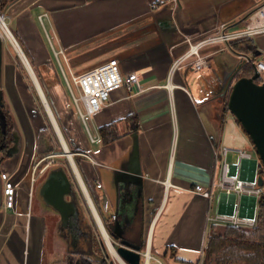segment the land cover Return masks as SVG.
Returning <instances> with one entry per match:
<instances>
[{"label":"crops","instance_id":"1","mask_svg":"<svg viewBox=\"0 0 264 264\" xmlns=\"http://www.w3.org/2000/svg\"><path fill=\"white\" fill-rule=\"evenodd\" d=\"M263 1L179 0L176 5L172 0H16L5 10L15 23L14 34L8 29L25 48L40 85L59 110L68 105L60 69L78 75L115 57L122 73L138 74L144 93L132 96L123 87L112 94L108 107L88 119L91 134L99 137L97 142L91 141L75 112L64 123V131L68 144L77 151V168L100 215L111 222L127 218L125 239L142 244V253L148 252L152 260L203 263L212 229L207 216L212 213L213 197L209 200L192 190L219 181L218 148L224 146L236 154L230 163L235 173L249 179L256 176V163L241 161L237 154L252 147L236 150L227 139L232 133L236 138L241 127L217 96L218 81L240 63V56L223 46L208 58L202 72L183 67L170 80L169 73L187 48L186 37L199 36L221 23L236 22L229 29L238 30L244 22L238 21ZM252 40L261 52L256 62L264 60V35ZM13 48L3 41L1 88L7 107L17 118L23 146L18 158L1 165L13 177L20 195L16 194L14 210L0 209V264H53L64 250L56 237L50 246L52 221L59 214L39 195L51 171L44 165L49 157L36 160L37 135L43 127L38 117L25 113L23 103H35L27 77L33 80L26 67L27 73L18 67L19 55ZM58 50L65 53L60 55L63 64L55 55ZM260 82H264V72ZM135 134L142 188L116 182L119 172L130 166ZM225 199L220 196L219 212H232L249 202L243 198L225 204Z\"/></svg>","mask_w":264,"mask_h":264},{"label":"built area","instance_id":"2","mask_svg":"<svg viewBox=\"0 0 264 264\" xmlns=\"http://www.w3.org/2000/svg\"><path fill=\"white\" fill-rule=\"evenodd\" d=\"M172 1L175 3L177 0ZM45 16L47 15L40 17V20ZM3 19L5 21L4 17ZM258 35H264V5L243 22L242 28L230 30L227 24L223 23L216 28L213 35L195 45H191L190 50L173 63L169 73V80L177 70L183 67L191 68L195 72H202L207 68L209 56L201 55L200 51L203 48L211 45H223L224 47L231 48L230 46L234 42L253 39ZM55 55L58 57L64 54L61 50L55 51ZM255 63L256 69L262 74L264 72V60ZM62 72L66 85L73 95L77 113L83 121L93 143L97 142L99 137H93L87 121L109 106L114 92L123 87H126L132 96L145 92L138 74L131 72L123 75L119 61L116 59L78 75H67L63 70ZM73 88L78 92V96L74 94ZM230 151L229 148L223 146L218 148L216 152V160L221 165L219 181L213 183L209 188L197 185L192 191L199 196L211 200L215 189L218 188L226 196L225 204H229L233 195L236 197L235 203L243 198L248 199L249 202L245 206L234 207L232 212L209 213L207 222L211 228L253 229L258 224L259 204L264 199V169L259 157L255 158L251 151L242 149L237 151L239 159L241 161H254L257 166L256 176L254 179H249L239 173H235L228 161ZM0 176L3 181L2 207L7 210H14L17 194L16 183L7 170L2 169ZM258 176L262 177L261 185L257 181ZM97 188H102V185L97 183ZM250 201L254 202V204ZM143 255L146 264V253H143ZM151 260L148 262L149 264H151ZM154 261L156 264H163L160 260L154 259Z\"/></svg>","mask_w":264,"mask_h":264},{"label":"water","instance_id":"3","mask_svg":"<svg viewBox=\"0 0 264 264\" xmlns=\"http://www.w3.org/2000/svg\"><path fill=\"white\" fill-rule=\"evenodd\" d=\"M11 1L14 2L16 0H11ZM175 3L176 5H178L179 0H177ZM263 5H264V1L260 3L257 7L249 11L238 22L242 23L243 21L248 19L255 11H257ZM221 24H218L211 31L202 33L199 36L186 37L184 39V44L187 46V48L182 55H184L186 52L190 50L191 45H195L200 41H202L203 39L213 35L216 28ZM234 24H236V22L227 24V27L229 28ZM10 42L12 43L11 40ZM15 42L17 43L19 49H17L14 45L13 46L15 47L16 52L18 53L22 63L24 64L30 76L32 77L36 90L40 95V98L48 114V117L50 118V121L54 127V130L56 131V134L61 140V143L63 139L67 146V143L64 137L62 136V133L60 132L61 134L60 136V134L57 131V128L54 123V120L56 121L55 117L53 116L54 117L53 120L52 116L50 115L49 112L50 106L47 102L46 96L42 90L40 82L33 68L31 67L27 57L22 51L20 45L16 41V39ZM221 47H223V45H211L206 48H203L200 52L201 55L210 57L213 53H216L218 50H221ZM212 49H214V51H211ZM236 54L240 56L241 61L237 66L233 67V69H231V71L227 75H225L220 81H218L220 84V89L219 92L217 93L218 94L217 96L223 102L227 110L233 115V117L241 125L245 133L251 139L253 143V148L257 152L264 169V82H259V80L261 79V73H259L258 70L256 69V63H255V60L261 56V52L257 50L251 55H244L238 53ZM115 59L118 60L117 58L112 57L103 64H106ZM249 63H251L254 67V75L252 77L239 78L238 74ZM208 64H209V60H208ZM122 74L126 75L124 73ZM2 79H3V38L0 33V127L2 128V131L5 134L7 129V117L3 110L5 106V101H4V93L1 88ZM28 110L32 117L34 118L39 117L40 111L38 109L29 108ZM11 135H12V144L9 146V148L6 150L5 153H0V171H1V165L7 159H16L21 154L23 141H22V135L17 125L14 126ZM134 138L135 141H134L133 152L130 158V166L127 169H123L119 172L116 178V182L117 183L123 182L126 187H128L129 185H134L137 188H142L143 172L141 170L140 161H139V141L137 134L134 135ZM62 146L64 148L65 156L67 157L72 167V170H73L72 161L77 168L74 159H72V161L69 159V155L73 158V153H71L68 146H67L68 151L65 149L64 145ZM257 181L261 185L262 177L258 176ZM39 195L47 206L51 207L56 213H58L61 216V220L64 223L68 221L71 217L75 216V214L77 213L76 203L75 201H73L75 198H77L76 191L73 187V183L68 173L62 168L52 169L48 173L45 181L42 183V185L39 188ZM67 197H71L73 199L71 201H68ZM225 197H226L225 194L221 193V199H225ZM235 199L236 197L234 195L231 196V200H235ZM2 204H3V181L0 176V209L2 208ZM115 223L117 226L120 227V223L118 222L117 219L115 220ZM107 233L110 236V238L112 237L111 238L112 247L115 248L118 256L125 264H141L144 256L142 253L143 250L142 244L138 245L130 240L125 239V237H123L122 235L114 234V232L112 233L107 232ZM102 238L104 241L102 242V244L107 247L109 255L114 257V255L110 251L109 245L107 244V242L103 237V234H102ZM115 246H117V248ZM117 261L120 264H122L119 260Z\"/></svg>","mask_w":264,"mask_h":264},{"label":"trees","instance_id":"4","mask_svg":"<svg viewBox=\"0 0 264 264\" xmlns=\"http://www.w3.org/2000/svg\"><path fill=\"white\" fill-rule=\"evenodd\" d=\"M11 4V0H0V14H3ZM19 44L22 47L25 55L28 57L25 48L20 42ZM230 47L234 52L244 55H251L257 51V46L252 39H245L234 42ZM16 61L18 67L25 73L26 69L20 58L16 57ZM29 61L33 66V62L30 59ZM253 75L254 67L251 63H249L242 69V74L239 75V78L252 77ZM42 87L56 118L59 117L58 111L49 92L44 89V86ZM3 110L7 117V129L6 133L4 134L2 128L0 127V153H5L9 146L12 144L11 132L14 128L11 118L5 110V106ZM48 129L49 127L41 129L37 135L36 156L38 157L40 155V159L54 154L51 150V147L49 148L47 143L48 141L46 139ZM64 135L66 141L68 142V135L65 131ZM102 135L106 138L104 130H102ZM105 142H109V139H106ZM69 147L71 152L77 153V151L74 150L73 146L70 143ZM76 161L77 166L80 169L79 159L77 158ZM218 229L220 228L213 227L211 229L208 244L205 250L203 264H264V199L259 204L258 224L255 228L242 229L227 227L223 228V232L221 233L218 232Z\"/></svg>","mask_w":264,"mask_h":264},{"label":"rangeland","instance_id":"5","mask_svg":"<svg viewBox=\"0 0 264 264\" xmlns=\"http://www.w3.org/2000/svg\"><path fill=\"white\" fill-rule=\"evenodd\" d=\"M7 11H9V10H7ZM7 11H5L3 14H1V16L5 18L6 25L11 30V32L14 34V32H15L14 31L15 30V23H13L11 21V17L8 16V12ZM47 24H48V22L46 21V25ZM47 31L50 33V35H52L51 29L48 26H47ZM0 33L2 35L3 41L7 44V46H11L12 49L14 50L13 45L11 44V42L9 41V39L7 38V36L3 33L1 27H0ZM51 40L56 45V47H58L57 46V42H56V40L54 39L53 36L51 37ZM58 51H60V50H58ZM60 59H61V62L63 64V58L61 56H60ZM257 60H258V58L255 60V62ZM59 71H60V79L62 80V82L65 85L64 86L65 87V92H66L65 93V96H66V102H68V105L66 107L60 108V110H59V108H56L57 111H58V114H59V117H57L58 119L56 118L53 110L52 109L51 110H52V113H53V115H54V117H55V119L57 121V124H58L60 130H61L62 136L65 139V135H64V123L67 122V119L68 118H71V117L75 116L74 112L77 113L78 111H77V107H76L75 102H74V99H73V95H72L71 91L69 90V88L67 87V85L65 84L66 82H65V78L63 76V72H62L61 69ZM25 73H27V72H25ZM74 73H75V71H74ZM195 73H199V72H195ZM241 74H242V72H241ZM27 76H28V74H27ZM27 78L29 80L30 92L32 93V95L34 97V100H35V103H34L35 105L33 104V106H31V105H25L23 103L24 109L26 111L25 113H26V115L29 118H33L31 116V114H30V112H29L28 109L29 108H35V109H38L40 111V115L38 117V120L40 121V123H41V125H42L43 128H48L49 127L48 134H47V138H46L47 141H48L47 142L48 143V146H49V148L51 147V150L53 152H55V153H61V154H57V155H49V156H47V157H49V159H47V162H45L44 165L45 166H49V168H48L49 171L52 170V169L62 168V169H64L68 173V175H69V177H70V179H71V181L73 183V187H74V189L76 191L77 201H78V203H79V205H80L83 213H86L87 214V217L90 216V218L92 219V222H93V224L95 226V227H93V230H94L97 238L99 239V241L104 242L103 241V238H102V234L100 232V229L96 225L95 219L93 218L92 213L89 211L90 209L87 206V203L85 201V197L83 196V193H82V190H81V188L79 186L78 180H77V178H76V176H75V174H74V172L72 170V167H71V165H70L67 157L65 156L64 148H63V146L61 144V141H60L58 135L56 134V131L54 130V127H53V125H52V123L50 121V118L48 117V115H47V113L45 111V107H44L42 101L40 100L39 94L36 91V88H35L33 82L31 81V79L29 78V76ZM42 90H43V88H42ZM73 92H74V94L76 96H78V92L76 91L75 88H73ZM63 99L65 100V98H63ZM47 102H48V100H47ZM48 104H49V102H48ZM49 106H50V104H49ZM10 109L7 107L6 102H5V110L9 114L13 126H15L17 124V118L13 114V111H11ZM78 116H79V114H78ZM87 124L91 128V123H90L89 120L87 121ZM238 125L241 127V125L239 123H238ZM225 132H226V130H225ZM237 132H238V134H235L236 135L235 136L236 138H234V134L233 133H232V136L230 135L231 136L230 138H228V136H227V139H230L231 140L230 142L235 146V149L238 150L240 148H251L252 147L251 148V152L253 153L254 157L255 158L259 157L258 154H257V152L255 151V149L253 148V143H252L251 139L245 133V131L243 130V128L241 127L240 130H238ZM225 135H227V134H225ZM65 141H66V139H65ZM66 143H67L68 148L70 149L69 144H68L67 141H66ZM71 153H73V152H71ZM234 155H236L234 152H230V155L228 157V161L230 163H234L233 162ZM36 158H37L36 160H38V159L41 158V156L40 155L38 157L36 156ZM73 159H74L75 163L77 164V161H76L77 156H74V153H73ZM236 163L239 164V161H237ZM19 193L20 192L17 189V195H20ZM220 196H221V190L218 189V188L215 189L214 194H213V199H212L213 200V202H212V214H217L219 212ZM91 198L93 200V204L95 206V209H96V211H97L100 219L102 220V222H103V224L105 226V221H104V219H102V217H101V215H100V213L98 211V207L95 204L94 199H93L92 196H91ZM84 207L87 208V212L89 214L84 210ZM58 220H59V217L58 216H54V219L52 221V225L53 226L51 227V236L49 238V243H50V246H52L53 243H54L53 242L54 241L53 238L56 237V239H58V244L60 245V248L64 250L65 247H66L65 243L61 239L58 238L57 234L54 235V231L56 232V229L55 228H56V225H57ZM218 232H220V233L223 232V228L220 227V229H218ZM48 250L49 249L47 248V251ZM63 255H64V253L62 251H60L58 253V260H61V258L63 257ZM112 260L116 264H119L114 257H112ZM153 260H152V263L151 264H156V262L153 261ZM144 261H145V259H144ZM203 263H204V260H203ZM46 264H47V262H46ZM141 264H145V263L144 262H141Z\"/></svg>","mask_w":264,"mask_h":264},{"label":"flooded vegetation","instance_id":"6","mask_svg":"<svg viewBox=\"0 0 264 264\" xmlns=\"http://www.w3.org/2000/svg\"><path fill=\"white\" fill-rule=\"evenodd\" d=\"M72 199L71 197H67L68 201ZM73 201H75L77 207L75 216L64 223L61 220V216L58 215L59 220L55 228L56 234L65 243L66 247L61 260L53 264H116L112 260V256L109 255L107 247L97 238L93 230L95 226L90 216L88 215L89 217H87V214L83 213L77 198ZM84 210L87 212V208L84 207ZM102 219L105 221L107 232H114L116 235L125 237L130 223L127 218L124 220L122 217L118 220V222H121H119L120 227L115 222L106 220L104 216H102ZM115 247L117 248V246Z\"/></svg>","mask_w":264,"mask_h":264},{"label":"bare ground","instance_id":"7","mask_svg":"<svg viewBox=\"0 0 264 264\" xmlns=\"http://www.w3.org/2000/svg\"><path fill=\"white\" fill-rule=\"evenodd\" d=\"M0 27H1L2 31H3V33H4V34L7 36V38L9 39V41H10V40L12 41L13 44H12V43H11V44L14 45L17 49H19V47L17 46V43L15 42L14 36H13L12 33L10 32V30L8 29V27H7V25L5 24V21H4V19H3L2 16H1V18H0ZM49 112H50V115L52 116V118H53V120H54V117H53L54 115H52L53 113H52V111L50 110V108H49ZM54 123H55V126H56V128H57L58 133L60 134L61 131H60V129L58 128V126H57L55 120H54ZM60 136H61V134H60ZM61 139H62V138H61ZM62 145H64L65 149L68 151V148H67V146H66V144H65V142H64L63 139H62ZM69 159L72 161L73 158L69 155ZM72 164H73V170H74V173H75V175H76V177H77V179H78V181H79V183H80V185H81V188H82V190H83V192H84V194H85V196H86V198H87V201H88L89 205L91 206V209H92V211H93V213H94V215H95V218H96V221H97L98 227H99V229H100V232H101V234H103V237H104L105 241L107 242V244H108L109 247H110V251H111L112 254L114 255L115 259L119 260L122 264H125V263L120 259V257L118 256V254H117L115 248L112 247L111 238H110V236L108 235V233H107V231H106V229H105V226H104V224L102 223V220L100 219V217H99V215H98V213H97V211H96V209H95V207H94V205H93V203H92V201H91V198H90V196H89V194H88V192H87V190H86V188H85L84 182H83V180H82L81 174H80L79 170L76 168V166L74 165L73 161H72ZM146 257H147V261H146L147 263H146V264H149L148 262L151 260V256H150V254H149L148 252H146Z\"/></svg>","mask_w":264,"mask_h":264}]
</instances>
